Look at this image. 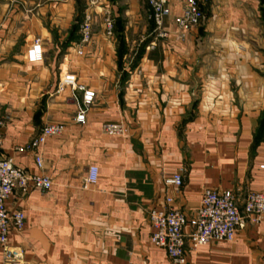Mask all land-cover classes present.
I'll list each match as a JSON object with an SVG mask.
<instances>
[{"label":"crops","instance_id":"0c3cea01","mask_svg":"<svg viewBox=\"0 0 264 264\" xmlns=\"http://www.w3.org/2000/svg\"><path fill=\"white\" fill-rule=\"evenodd\" d=\"M186 1L168 0L170 32ZM203 13L180 41L157 37L147 0H0V159L53 184L6 201L25 215L8 244L27 262L173 264L151 244L152 210L172 199L192 219L208 189L233 192L243 210L264 189V0H214ZM86 14L93 36L82 47ZM35 40L43 62L30 64ZM69 75L76 86L59 93ZM80 87L96 94L85 126L75 121ZM117 122L128 136L102 133ZM53 124L66 132L37 151L39 169L36 154L20 149ZM91 166L98 184L85 189ZM181 170L183 185H171ZM187 264H264V224L200 248Z\"/></svg>","mask_w":264,"mask_h":264},{"label":"built area","instance_id":"2783aa9c","mask_svg":"<svg viewBox=\"0 0 264 264\" xmlns=\"http://www.w3.org/2000/svg\"><path fill=\"white\" fill-rule=\"evenodd\" d=\"M214 0H187L182 15L175 22V32L166 28L169 17L168 0H147L151 18L158 38L169 39L173 35L180 41H185L190 32L200 26L204 19L203 9ZM94 15L86 14L81 25V46L92 41ZM107 35L112 36L114 23L106 20ZM153 48V47H152ZM78 53L81 55L82 50ZM30 64L43 62L42 46L35 40L27 52ZM76 86L74 76H66L60 82L58 92L65 87ZM82 94L80 110L76 116V123L86 125V112L95 101L96 94L83 87L78 88ZM6 121L0 120V147L3 142L1 131ZM66 132L62 124L44 127L40 134L20 151L35 153V161L39 169L43 168V159L37 151L49 138L61 137ZM130 130L125 123H106L102 126V133L109 137H126ZM183 171L175 174L169 183L176 187L183 185ZM99 180V169L91 166L84 188L96 186ZM53 187L52 181L45 175H30L18 167L13 159H0V247L3 250V264H32L25 260L24 252L20 248L9 246L8 238L11 230L21 232L25 226V215L21 211L10 214L6 209V201L16 192L29 191L47 194ZM166 208L154 209L150 214L152 227L151 244L153 247L166 251L173 264H187L188 256L198 252L213 242L232 243L236 239L240 228L249 224L258 226L264 224V189L260 192L249 193L240 209L236 196L230 191L205 190L196 216L188 219L185 214L174 206L172 199L166 200Z\"/></svg>","mask_w":264,"mask_h":264}]
</instances>
